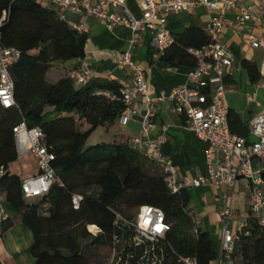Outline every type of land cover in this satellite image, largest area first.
<instances>
[{"label":"trees","instance_id":"trees-1","mask_svg":"<svg viewBox=\"0 0 264 264\" xmlns=\"http://www.w3.org/2000/svg\"><path fill=\"white\" fill-rule=\"evenodd\" d=\"M2 13L6 18L0 27V48L14 47L20 57L10 68L16 106H0V192L32 234L33 264H104L115 235L125 242L131 239L133 229L126 222L134 220L142 205L160 208L170 224L156 246L163 249L162 264H179L178 255L212 264L217 253L210 235L192 222L186 188L172 192L160 166L127 141L86 145L98 127L119 122L125 107L118 81L94 78L78 87L67 69L55 66L84 59L88 34L72 29L55 10L35 0H0ZM171 31L175 42L159 55L157 65L193 68L196 59L187 50L209 44L208 33L194 25ZM147 46L152 64L156 51L149 39ZM241 66L251 83L260 81L255 62L244 59ZM227 120L231 133L249 137L248 123L238 113L229 109ZM21 122L40 127L46 147L55 155L52 166L58 181L40 198L26 199L21 177L11 171L18 160L13 127ZM75 194L82 196L77 209L72 203ZM248 221L250 234H239L234 264H264V227ZM11 225L5 220L0 236ZM124 253V259L133 255L130 264H139L140 250L129 247Z\"/></svg>","mask_w":264,"mask_h":264},{"label":"built area","instance_id":"built-area-1","mask_svg":"<svg viewBox=\"0 0 264 264\" xmlns=\"http://www.w3.org/2000/svg\"><path fill=\"white\" fill-rule=\"evenodd\" d=\"M41 6L55 10L57 16L79 33H88V27L68 17L86 14L100 20L107 30L118 27L127 28L134 33V39L144 34L158 54L170 48L175 37L169 27L171 13H190L199 6L214 13L202 28L208 33L210 43L201 48H188L187 52L196 59V65L189 69L185 81L170 90L168 94L156 96L148 94L144 70L133 60L131 50L121 52L117 59V68L127 71L126 78L118 81L124 110L119 117V124L126 126L130 116L138 113L132 104L143 98L146 110L142 126L131 145L138 152L154 161L165 174L167 187L172 192L183 188H199L211 184L215 188L225 186L229 197L233 194L236 182L243 178L249 186L250 212L232 231L230 206L221 212V250L212 264H234V253L240 233L249 235V219L260 228L264 227V109L249 119V137L231 133L227 114L229 106L226 100L225 78L234 66V57L223 39V29L229 27L254 50L264 51V32H257V27H264V0H140V17H135L126 5V0H35ZM236 11L234 20L224 17V12ZM5 13L0 14V27L5 20ZM20 57L14 47L0 48V106L8 109L16 106L14 100V82L10 68ZM68 76L76 86H85L94 78V73L83 65L78 69L68 70ZM264 76V73H262ZM257 88L264 89V78L257 83ZM168 100L174 110L187 120V127L201 141L207 144L205 151L206 176L193 179L178 178V171L172 161L161 152L162 139L153 136L155 105ZM249 102H254L248 96ZM14 143L18 156L30 154L37 163V173L22 180V192L26 199L40 198L46 195L52 185L58 181L52 166L55 159L44 143V132L36 126L28 128L24 122L13 127ZM258 162L260 168H254ZM231 198V197H230ZM82 196H72L73 207H79ZM0 197V203H1ZM192 222L199 228L197 214L190 211ZM120 217V215H118ZM7 220L0 207V223ZM133 229L128 241L113 237L107 250L104 264H130L131 256L124 259V250H140L139 264H162L164 252L156 247L163 242L169 230V222L164 212L155 206L142 205L138 208L133 221L126 222ZM93 233L97 232L92 227ZM1 232V228H0ZM179 264H198L194 257L175 256Z\"/></svg>","mask_w":264,"mask_h":264},{"label":"crops","instance_id":"crops-1","mask_svg":"<svg viewBox=\"0 0 264 264\" xmlns=\"http://www.w3.org/2000/svg\"><path fill=\"white\" fill-rule=\"evenodd\" d=\"M139 1L140 0H126L128 9L137 18L141 15ZM213 14L214 13L208 11L205 7L199 6L190 13H171L168 17V23L171 30L175 32H180L189 25L203 28ZM236 14V11L233 10L225 11L224 17L228 20H234ZM67 15L70 19L83 23L88 27V40L85 46L86 55L84 59L71 60L62 64L55 63L57 68L70 70L87 65L94 73L95 78L119 81L126 78L128 72L117 68L116 59L121 52L131 50L133 60L139 63L144 70L148 94L151 97L161 93L168 94L172 88L181 85L185 81L189 69L183 66L178 68H164L158 66L156 61L160 54L157 52L153 56V63H148V38L146 35L141 34L134 39V33L127 28L118 27L110 31L105 28L100 20L93 16H88L86 14ZM256 31L264 32V27H257ZM223 39L234 57V66L225 78L227 81L226 100L229 109L238 113L240 119L246 123L251 117L264 109V89L257 88V83H251L245 69L241 66V62L244 59L251 60L257 64L252 56V50L254 49L251 50L241 37L229 27L223 29ZM246 46H248L250 50H247ZM256 51H260L262 54V59L260 63L257 64L261 73V81L262 78H264V76H262V73H264V51ZM249 95L253 97L254 102H249ZM132 108L138 110V113L130 116V120L126 126L120 125L119 122L115 123L126 131V134L122 133L121 135H115L117 142L127 141L131 143L132 138L137 136L141 129L143 115L146 110L144 99L138 98L135 100L132 104ZM153 125V136L162 139L161 152L172 161L178 171L179 179H193L198 176H206L205 151L207 144L199 140L194 133L188 129L187 120L174 110L170 101L164 100L155 105ZM81 128L85 130L87 125L83 124ZM107 128L108 126L98 127L90 136L100 131V129ZM249 138L253 139L251 136ZM93 144L94 143H91V145ZM253 167L258 169L260 165L258 162H253ZM37 170L36 160L30 154L18 156V160L11 167V171L18 174L22 180L34 175L37 173ZM187 190L190 194L189 208L191 212L197 214L199 228L201 230V225H204L205 229L202 231L210 235L213 248L218 255L221 250V212L227 205L230 206L231 221L229 228L234 231L238 224L247 217L250 212L248 183L243 178L239 179L235 184L233 194L230 196L231 198L225 186H221L217 189L211 184H204L199 188H187ZM1 195H3L4 201H1L0 207L7 219H10L12 222L11 228L9 227L7 230L3 231L0 236V248L3 246L8 248L7 255L2 256V258H8L11 261H20L10 233L14 226H20V222H22L21 216L5 200L4 193L0 192V197ZM201 213L205 214L201 216ZM45 215H47V213H45ZM2 223L3 222L0 223V228ZM21 230L25 232L31 241L32 236H29V233L23 228ZM32 260L34 262L33 257ZM0 264H3L1 259Z\"/></svg>","mask_w":264,"mask_h":264},{"label":"rangeland","instance_id":"rangeland-1","mask_svg":"<svg viewBox=\"0 0 264 264\" xmlns=\"http://www.w3.org/2000/svg\"><path fill=\"white\" fill-rule=\"evenodd\" d=\"M246 49L250 50L248 46H246ZM252 53H253L252 56L254 61H256L257 64H259L262 59V54L260 53V51H256V50H252ZM62 63L63 62H58V64H62ZM78 126H81L80 123H78ZM122 133L126 134V131L120 125L115 124L112 126H108L107 129H100V131L90 136L86 145L89 146L91 145V143L96 144L97 142H103V143L117 142L115 135L116 134L121 135ZM1 200L4 201L3 195H1ZM45 213L46 212L43 211L44 215ZM204 214L205 213H201V216H203ZM201 226H202V230H204L205 229L204 225ZM13 228H12V232L10 233V237L12 238V241H14L13 245L20 257V261L17 260L11 261L8 258H2V256L7 255V249H8L5 246H3L0 248V255H1L0 259L2 263L3 264H33V260L30 255V247L32 245L33 238L30 241V238L25 234V232L21 230L23 228L24 230H26V232L29 233V236H32L29 232L28 227L23 222H20V226H14ZM105 254H107V251H105Z\"/></svg>","mask_w":264,"mask_h":264}]
</instances>
